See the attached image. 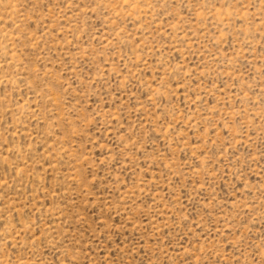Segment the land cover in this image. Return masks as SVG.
<instances>
[{
  "label": "rangeland",
  "instance_id": "1",
  "mask_svg": "<svg viewBox=\"0 0 264 264\" xmlns=\"http://www.w3.org/2000/svg\"><path fill=\"white\" fill-rule=\"evenodd\" d=\"M0 264H264V0H0Z\"/></svg>",
  "mask_w": 264,
  "mask_h": 264
}]
</instances>
